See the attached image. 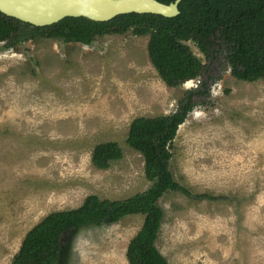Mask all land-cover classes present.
Here are the masks:
<instances>
[{
  "label": "rangeland",
  "instance_id": "374dc122",
  "mask_svg": "<svg viewBox=\"0 0 264 264\" xmlns=\"http://www.w3.org/2000/svg\"><path fill=\"white\" fill-rule=\"evenodd\" d=\"M149 37L106 35L91 46L38 39L0 43V264H12L27 233L50 213L87 197L123 200L149 189L142 155L126 143L139 117L175 113L192 81L168 87L148 55ZM194 54L206 63L193 43ZM219 60L210 97L180 127L170 169L196 201L167 193L156 246L169 264H264V79L239 81ZM117 142L105 170L92 153ZM145 216L82 230L70 264H129Z\"/></svg>",
  "mask_w": 264,
  "mask_h": 264
},
{
  "label": "trees",
  "instance_id": "16d2710c",
  "mask_svg": "<svg viewBox=\"0 0 264 264\" xmlns=\"http://www.w3.org/2000/svg\"><path fill=\"white\" fill-rule=\"evenodd\" d=\"M171 4L176 0H157ZM180 15L165 18L151 14H128L109 22L66 18L43 28L31 26L0 13V43L17 49L29 41L56 40L65 44L93 45L96 38L132 32L149 37L148 55L161 80L172 88L200 81L179 101L175 113L155 118L139 117L130 125L127 145L144 158L149 189L123 200L86 198L76 209L50 213L22 241L12 264H70L75 240L86 228L112 226L131 215L145 216L142 229L129 244V264H169L156 243L164 219L159 200L167 193H181L196 201H219L224 197L194 194L177 182L170 169L174 143L180 127L196 109L197 98L208 99L212 82L209 69L221 56L223 67L239 81L264 79V0H182ZM193 43L205 57L196 56ZM123 158L117 142L95 147L92 163L105 170Z\"/></svg>",
  "mask_w": 264,
  "mask_h": 264
},
{
  "label": "water",
  "instance_id": "95a60500",
  "mask_svg": "<svg viewBox=\"0 0 264 264\" xmlns=\"http://www.w3.org/2000/svg\"><path fill=\"white\" fill-rule=\"evenodd\" d=\"M181 2L176 0L167 5L157 0H0V13L43 28L66 18L109 22L133 13L175 18L180 15Z\"/></svg>",
  "mask_w": 264,
  "mask_h": 264
},
{
  "label": "clouds",
  "instance_id": "9594fccd",
  "mask_svg": "<svg viewBox=\"0 0 264 264\" xmlns=\"http://www.w3.org/2000/svg\"><path fill=\"white\" fill-rule=\"evenodd\" d=\"M84 46H86V45H84ZM195 82H196V88H197L198 87V84L200 83V81H195Z\"/></svg>",
  "mask_w": 264,
  "mask_h": 264
},
{
  "label": "flooded vegetation",
  "instance_id": "af4514ba",
  "mask_svg": "<svg viewBox=\"0 0 264 264\" xmlns=\"http://www.w3.org/2000/svg\"><path fill=\"white\" fill-rule=\"evenodd\" d=\"M65 44V43H64ZM70 44H72L73 45V43H70ZM76 45H83V44H80V43H77ZM84 46V45H83ZM91 46V45H90Z\"/></svg>",
  "mask_w": 264,
  "mask_h": 264
},
{
  "label": "bare ground",
  "instance_id": "6f19581e",
  "mask_svg": "<svg viewBox=\"0 0 264 264\" xmlns=\"http://www.w3.org/2000/svg\"><path fill=\"white\" fill-rule=\"evenodd\" d=\"M191 82V81H190ZM188 84H189V82H188Z\"/></svg>",
  "mask_w": 264,
  "mask_h": 264
}]
</instances>
